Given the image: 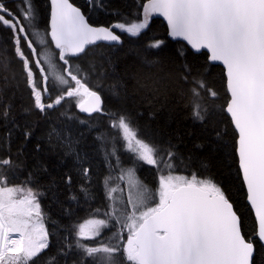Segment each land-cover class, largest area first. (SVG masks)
I'll list each match as a JSON object with an SVG mask.
<instances>
[{"label": "snow or ice", "instance_id": "obj_1", "mask_svg": "<svg viewBox=\"0 0 264 264\" xmlns=\"http://www.w3.org/2000/svg\"><path fill=\"white\" fill-rule=\"evenodd\" d=\"M22 4L27 7L17 15L0 0V27L11 32L15 55L31 90L33 105L24 111L45 113L66 99L78 98L76 105L81 112H103L101 95L87 83L91 69L74 66L71 58L97 41L119 43L121 36L116 30L140 35L153 13L167 20L171 37L182 38L197 51L206 49L211 61L221 62L229 94L224 111L237 134L239 172L257 222L254 236L264 244V0H148L143 5V21L99 27L91 26L69 0H51L50 31L45 33L50 41L41 40L54 44L58 51L51 55L38 51L31 38L38 35L31 0H22ZM25 20L36 30L30 31L22 22ZM162 43L155 40L149 47L159 48ZM0 64L6 66L5 61L0 60ZM190 77L189 71L182 78L191 84L193 119L203 122L208 109L202 103V92L213 99L217 93L208 89L202 79ZM0 105V119L13 122L12 106L4 103L2 95ZM110 120L111 127L118 130L127 150L135 153L138 161L167 170L168 174L159 178L158 203L152 206L156 194L135 178L134 168L121 167L115 144L111 151L105 144L106 158L115 157L114 165L110 161L112 171L120 169L119 176L113 177L110 172L105 177L108 203L103 210H90L91 218L70 230L69 235L75 238L57 255L67 258L78 250L81 255L74 264L89 260L90 264H253L255 243L252 237L246 238L243 218L223 186L213 178L196 174H171L177 155L174 146L161 148L138 138L123 114H112ZM31 134L27 128L23 133L25 139ZM19 167L11 156L0 157V264H41V254L49 248L40 205L43 193L27 183L9 184V174L15 178ZM82 175L85 180L90 179L87 168L82 169ZM125 176L126 199L124 189L113 184L114 179L123 181ZM67 183H72L70 176ZM81 191L87 196L84 184ZM106 229L112 232L108 240L103 238ZM13 233H18L19 238H12ZM53 261L59 264L56 256H49L47 264Z\"/></svg>", "mask_w": 264, "mask_h": 264}, {"label": "trees", "instance_id": "obj_2", "mask_svg": "<svg viewBox=\"0 0 264 264\" xmlns=\"http://www.w3.org/2000/svg\"><path fill=\"white\" fill-rule=\"evenodd\" d=\"M71 2L83 11L90 24L110 26L116 22L143 21V5L148 0ZM4 3L17 15L27 7L22 0H4ZM31 7L38 29V35L31 38L38 51L51 55L58 50L53 44L41 43L42 39L50 41V36L45 35L50 31L49 0H31ZM22 22L30 31L36 30L30 28L28 21ZM116 31L121 36L120 44L90 45L71 58L74 66L85 71L91 69L87 83L99 92L104 102L103 112L85 116L76 105L77 98L66 99L45 113L35 109L24 111L32 108L31 90L15 55L11 32L0 27V60L6 62V66L0 64V89L3 90L0 95L5 104H11L13 121L0 119V157L11 156L20 165L15 178L9 174L10 185L27 183L43 193L40 205L49 234V248L41 254V264H47L49 256H56L59 264H74L79 260L78 250L67 258L57 253L75 238L69 235L70 230L91 218L90 210H103L108 203L105 177L110 172L113 177L119 176L120 169L112 171L110 161L114 165L115 157L106 158L105 144L108 151L115 144L121 167L134 168L136 178L152 193H158L160 176L168 174L167 170L138 161L136 154L127 150L121 134L111 127L110 116L115 113L127 116L138 138L161 148L174 146L177 155L171 174H196L213 178L223 186L243 218L246 238L252 237L255 243L253 264H264V246L254 236L256 220L239 172L235 152L237 134L224 111L229 99L224 69L212 64L206 52L196 53L183 42L170 40L168 27L161 19L150 18L148 27L138 36ZM155 40L163 43L159 48L149 47ZM44 66L47 68V64ZM189 71L191 77L202 79L208 89L217 93L213 99L206 91L202 92V103L208 109L203 122L193 119L191 84L182 78ZM26 128L32 133L27 139L23 135ZM100 137L105 139L102 141ZM83 168L89 170L90 179H84ZM117 183L121 188L126 185L124 180L114 179L113 184ZM81 184L87 187V196L81 191ZM126 232L125 229V236ZM108 236L112 232L106 229L103 238L108 240ZM85 264H90V260Z\"/></svg>", "mask_w": 264, "mask_h": 264}, {"label": "water", "instance_id": "obj_3", "mask_svg": "<svg viewBox=\"0 0 264 264\" xmlns=\"http://www.w3.org/2000/svg\"><path fill=\"white\" fill-rule=\"evenodd\" d=\"M69 2L74 6V7H77L76 5H74L72 2H71V0H69ZM49 3H50V7H51V0H49ZM147 4V3H146ZM145 4V5H146ZM77 8H79V7H77ZM80 9V8H79ZM81 10V9H80ZM81 12H82V14L84 15V13H83V11L81 10ZM85 16V15H84ZM150 18H157V19H161V20H163L164 22H165V24L167 25V27H168V24H167V20L162 16V15H160V14H158V13H153V14H151L150 15V17H149V19ZM85 19H86V17H85ZM87 20V19H86ZM50 21H51V10H50ZM50 21H49V26H50ZM87 22H88V20H87ZM89 23V22H88ZM90 24V23H89ZM91 26H93V27H99V26H94V25H92V24H90ZM168 37H169V39L170 40H172V41H181V42H183L184 44H186L192 51H194V52H196V53H201V52H206L207 54H208V56H209V61L212 63V64H214V65H218V66H221L223 69H224V71H225V68H224V66H223V64L221 63V62H214V61H211L210 60V53L206 50V49H201L200 51H197V50H195V49H193L192 47H191V45H189L188 43H187V41H185V40H183L182 38H173V37H171L170 35H169V28H168ZM121 42V41H120ZM120 42L119 43H116V42H106V41H97L95 44H89V45H86L85 46V50L90 46V45H97V44H100V43H103V44H107V45H118V44H120ZM53 46H54V44H53ZM81 54V53H80ZM225 75H226V71H225ZM80 110V109H79ZM81 112V111H80ZM83 115H85V116H91V115H93L94 113H92L91 115L90 114H88V113H85V112H81ZM229 116V115H228ZM230 117V116H229ZM245 189H246V186H245ZM246 192H247V190H246ZM247 202H248V200H247ZM248 204H249V202H248ZM249 206H250V204H249ZM251 207V206H250ZM252 209V208H251ZM252 211H253V214H254V217H255V212H254V210L252 209ZM255 220H256V218H255ZM256 225H257V222H256ZM261 243V242H260ZM262 244V243H261ZM263 246H264V244H262ZM254 255H255V253H254ZM253 258H254V256H253Z\"/></svg>", "mask_w": 264, "mask_h": 264}, {"label": "rangeland", "instance_id": "obj_4", "mask_svg": "<svg viewBox=\"0 0 264 264\" xmlns=\"http://www.w3.org/2000/svg\"><path fill=\"white\" fill-rule=\"evenodd\" d=\"M78 99V98H77ZM145 163V162H144ZM164 175H166V174H164ZM135 178H136V176H135ZM127 176H125V178H124V182L126 183V181H127ZM137 179V178H136ZM138 180V179H137ZM139 181V180H138ZM140 182V181H139ZM124 193H123V195H124V197H125V199L127 198V196H128V185H127V183H126V185L124 186ZM115 195H119V194H115ZM158 199H159V197H158V193H156V196H155V200L152 202V206H155L154 204L155 203H158ZM126 236H127V232H126ZM12 237L14 238V239H16V238H19V234L18 233H13L12 234ZM110 237L108 236V237H106V239H109Z\"/></svg>", "mask_w": 264, "mask_h": 264}, {"label": "bare ground", "instance_id": "obj_5", "mask_svg": "<svg viewBox=\"0 0 264 264\" xmlns=\"http://www.w3.org/2000/svg\"><path fill=\"white\" fill-rule=\"evenodd\" d=\"M13 238V237H12Z\"/></svg>", "mask_w": 264, "mask_h": 264}]
</instances>
